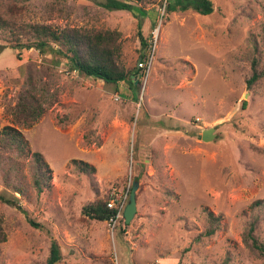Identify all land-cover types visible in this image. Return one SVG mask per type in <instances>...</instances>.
<instances>
[{"label":"rangeland","instance_id":"1","mask_svg":"<svg viewBox=\"0 0 264 264\" xmlns=\"http://www.w3.org/2000/svg\"><path fill=\"white\" fill-rule=\"evenodd\" d=\"M104 1L0 0L13 28L0 30L1 126L13 125L8 110L29 75L49 83L54 97L33 126H19L27 150L0 151V192L18 198L0 200V264H43L53 238L64 254L57 264H264L246 236L255 222L264 243V205H255L264 200V77L246 83L254 57L264 66V0H214L209 15L168 13L166 0H136L132 11ZM35 24L119 30L127 65L149 55L139 99L127 82L116 89L86 78L51 52L18 53L13 39L26 40ZM140 25L152 44L143 52ZM209 128L216 137L205 141ZM36 151L52 168L42 194ZM139 173L130 223L122 216L113 229L83 214L85 204L118 195H128L126 207ZM206 209L221 224L196 240L208 228Z\"/></svg>","mask_w":264,"mask_h":264},{"label":"trees","instance_id":"2","mask_svg":"<svg viewBox=\"0 0 264 264\" xmlns=\"http://www.w3.org/2000/svg\"><path fill=\"white\" fill-rule=\"evenodd\" d=\"M133 1L136 0H105L102 5L111 11H132L134 8ZM166 1V11L168 13L174 11H194L201 15H209L215 11L214 0ZM6 28H12L10 22L0 16V30ZM138 36L142 46L140 52L152 47V44L149 42L150 39L144 35L141 25L138 30ZM121 37L122 33L117 29L96 30L84 26L55 28L49 24H35L26 33V40L21 39L19 35L13 40L15 42L14 46L18 49V53L23 49L34 47L42 54L51 52L53 54V60L57 63L65 61L70 71H77L86 78L104 80L106 84H112L116 89L122 81H125L130 85V89L135 95L134 97L138 100L139 92L143 86L141 76L144 75L145 70V67L142 66L148 61L149 55L141 53L142 65L138 63L132 66L127 65L123 59V42ZM2 50L1 47L0 53ZM262 77H264V66L260 65L259 58L254 57L251 65V75L246 80L248 87L252 88ZM49 85V83L42 79H35L33 75H29L25 85L18 94L15 104L10 106L8 110L12 116L13 125L1 126L0 123V151L7 148H17L20 152L27 150L28 142L21 133L19 126H33L43 116L47 108L52 105L54 97L50 93ZM243 105L246 106L247 102L244 101ZM33 160L35 162L33 173L34 185L38 194H42L52 186V168L45 161L42 153L38 151L33 153ZM75 162L83 170L95 169L86 161L80 160L79 162ZM140 178L141 173L136 176V180ZM132 187L133 184L129 188V196ZM0 200L11 205H16L18 198H10L5 193L0 192ZM109 200L110 198L107 197L85 204L83 214L100 221H107L112 217H116L118 209L110 208L108 206ZM255 205H264V200L256 201ZM205 211L208 216V228L200 233L196 237V240H201L203 236L209 237L214 235L221 224L222 217L220 214L216 215L209 209ZM30 222L36 227H42V225L33 220ZM117 223L115 228L118 227ZM255 227V222H252L246 236L247 239L251 240L254 248L259 250L261 255L264 256V243H261L256 237ZM6 240L7 233L3 219L0 217V243ZM49 252L50 254L43 264H57L63 259L62 245L57 238H53Z\"/></svg>","mask_w":264,"mask_h":264},{"label":"water","instance_id":"3","mask_svg":"<svg viewBox=\"0 0 264 264\" xmlns=\"http://www.w3.org/2000/svg\"><path fill=\"white\" fill-rule=\"evenodd\" d=\"M133 76L135 77V75ZM215 135H216L215 128H209L204 130L201 136L203 140L210 141L216 137ZM139 185L140 183L138 180L133 181V187L129 196V203L126 205L123 213L126 223H130L137 214V210H138L137 191Z\"/></svg>","mask_w":264,"mask_h":264},{"label":"built area","instance_id":"4","mask_svg":"<svg viewBox=\"0 0 264 264\" xmlns=\"http://www.w3.org/2000/svg\"><path fill=\"white\" fill-rule=\"evenodd\" d=\"M128 195L126 197H120L118 196H112L108 202V206L110 208H117L118 214L116 217H112L108 221L112 225V228L114 229L116 226L117 221L123 216V209L125 207L126 201H127Z\"/></svg>","mask_w":264,"mask_h":264}]
</instances>
